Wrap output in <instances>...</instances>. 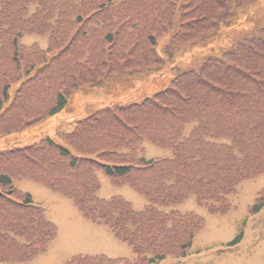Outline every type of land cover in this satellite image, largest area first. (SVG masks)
Returning a JSON list of instances; mask_svg holds the SVG:
<instances>
[{
	"label": "trees",
	"instance_id": "16d2710c",
	"mask_svg": "<svg viewBox=\"0 0 264 264\" xmlns=\"http://www.w3.org/2000/svg\"><path fill=\"white\" fill-rule=\"evenodd\" d=\"M258 1L0 0V138L61 112L82 86L103 87L130 69L151 81L173 71L170 86L143 101L77 120L64 134L69 147L45 137L0 149V264L33 260L57 235L15 179L69 197L135 254L77 255L66 264H157L187 255L204 220L173 207L194 196L225 212L242 181L264 174V25L202 55L195 49L196 67L176 56L207 48ZM170 31L161 55L159 38ZM24 34L47 35V47L20 44ZM146 142L172 155L149 159ZM100 170L147 198L146 206L136 211L120 196L100 198ZM263 206L264 195L254 211Z\"/></svg>",
	"mask_w": 264,
	"mask_h": 264
},
{
	"label": "rangeland",
	"instance_id": "374dc122",
	"mask_svg": "<svg viewBox=\"0 0 264 264\" xmlns=\"http://www.w3.org/2000/svg\"><path fill=\"white\" fill-rule=\"evenodd\" d=\"M240 11L242 12L239 13L236 23L230 27H222L220 30L222 35L214 39L207 48L197 47L192 52L188 47L180 50L176 57H180L181 65L196 67L199 64V58L193 57L195 49H200L202 55L214 45H224L228 40L240 38L242 33L256 32L253 31V27L257 24L260 27L264 25V0H259ZM168 39L169 35L160 38L158 47L160 52ZM20 42L26 45L36 43L46 48L48 36L24 34ZM145 75L137 69H130L121 74L119 85L114 80L107 82L110 91L105 87H82L69 97L66 107L58 114L20 132L1 137L0 149L33 144L45 136L67 145L63 134L71 131L77 120L105 104L125 105L143 100L145 96L165 86L172 79L173 71L166 70L158 81H151L152 77ZM147 93L150 94L145 95ZM145 148L148 158L172 155L171 149L156 146L151 142H146ZM99 177L101 198L122 196L130 201L136 210L142 209L146 204L147 200L129 185L114 184L103 172L99 173ZM16 185L33 195L35 203L45 209L48 218L58 228L57 237L48 249L31 262L22 264H64L77 254H104L111 258L133 259V250L126 241L115 238L107 226L97 225L85 219L69 198L32 180L17 181ZM263 190L264 175L242 182L237 193L232 196L231 210L225 214L209 211L206 206L199 204L194 196L174 206L173 208L181 213L195 212L204 219L205 224L196 235L188 256L182 258L170 256L159 264H264V206L254 213L250 211ZM13 195L16 196V193Z\"/></svg>",
	"mask_w": 264,
	"mask_h": 264
}]
</instances>
